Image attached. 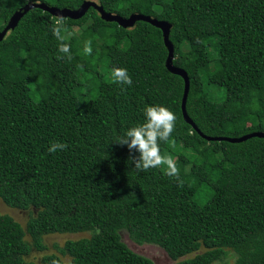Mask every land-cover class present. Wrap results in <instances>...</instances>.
I'll return each mask as SVG.
<instances>
[{
  "label": "trees",
  "instance_id": "16d2710c",
  "mask_svg": "<svg viewBox=\"0 0 264 264\" xmlns=\"http://www.w3.org/2000/svg\"><path fill=\"white\" fill-rule=\"evenodd\" d=\"M28 1L74 10L84 0H0V31ZM95 1L170 24L192 123L159 27L122 26L92 5L77 18L31 8L0 39V199L26 213L22 224L0 212V264H154L124 230L174 264H215L230 252L234 264H264V0ZM113 66L131 84L114 81ZM148 104L176 116L160 142L175 175L134 168L135 150L113 141ZM54 142L66 147L49 152ZM80 232L88 236L47 252V235ZM33 251L44 253L36 261Z\"/></svg>",
  "mask_w": 264,
  "mask_h": 264
},
{
  "label": "clouds",
  "instance_id": "9594fccd",
  "mask_svg": "<svg viewBox=\"0 0 264 264\" xmlns=\"http://www.w3.org/2000/svg\"><path fill=\"white\" fill-rule=\"evenodd\" d=\"M91 1L96 2L95 0ZM54 34L61 38L59 27L54 29ZM59 51L67 54L69 46L62 43ZM84 51L86 53L91 52L90 41L85 45ZM111 76L114 81L123 84H131L132 82L127 69L123 67L113 66ZM175 120V114L168 107L162 104L145 105L143 108V121L125 128L122 133L118 134V138L113 141L125 145L129 150H135L137 155L129 158L134 168L149 169L164 165L168 175H175L177 168L174 161L171 157L162 155L160 148V142L171 135ZM65 147L66 145L62 142H54L49 146L48 151L55 152L57 149H64Z\"/></svg>",
  "mask_w": 264,
  "mask_h": 264
},
{
  "label": "water",
  "instance_id": "95a60500",
  "mask_svg": "<svg viewBox=\"0 0 264 264\" xmlns=\"http://www.w3.org/2000/svg\"><path fill=\"white\" fill-rule=\"evenodd\" d=\"M94 6L97 8V10L101 13V16L106 19V20H114L116 22H118L119 24H121L122 26H130L132 25L136 20L140 19V20H145L147 22H150L151 24L159 27L162 30V34H163V38H164V43L168 49V55L166 57V66L169 70H171L172 72L182 76L184 78V91H183V96H182V103H181V107H182V111H183V115L184 118L189 121L190 123L191 120L188 118L186 111H185V101L187 98V93L189 90V78L186 74V72L181 69V68H177L175 66H173L172 64V58H173V45L170 42V40L168 39V34H169V28H170V24L167 21L164 20H157L156 18L150 17L149 15H144V14H139V13H132L127 17H124L120 14L117 13H112V12H108L105 11L102 7V5H98L96 2L91 1V0H86L84 1L77 9L74 10H69L66 8H62L59 9L55 6H50L44 2H30L28 1L24 6H22L21 8H19L18 10H16L9 18L6 26L0 31V39L6 35V33L8 32L9 29H11L16 22L26 13L28 12L31 8H40L42 10H46L48 12H50L52 15H56L58 17H66V16H70L73 18H77L82 16L85 13V10L90 6ZM255 134V133H254ZM253 135V134H249L248 136ZM259 135L264 136V133H259ZM246 137V136H243ZM215 139L221 140V137H214ZM230 141H239L241 139H243L242 137L239 138H227Z\"/></svg>",
  "mask_w": 264,
  "mask_h": 264
},
{
  "label": "rangeland",
  "instance_id": "374dc122",
  "mask_svg": "<svg viewBox=\"0 0 264 264\" xmlns=\"http://www.w3.org/2000/svg\"><path fill=\"white\" fill-rule=\"evenodd\" d=\"M86 1V0H84ZM83 1V2H84ZM82 2V3H83ZM132 14V13H131ZM74 28H77L76 26ZM0 212L2 213H9L15 219L20 221L22 224L26 222V213L23 211L9 208L3 201L0 199ZM82 236H88L87 232H80V233H53L49 234L45 237L44 242L47 246V252H57L56 246L61 247L67 239H77ZM122 240L135 252L142 254L153 261L154 264H174V260H172L164 249L160 246L153 244V243H136L132 240L128 233L124 230L122 233ZM42 252L33 251L29 257L33 260H38L42 255ZM58 253V252H57ZM235 256L230 252L229 255L223 260L218 261L215 264H234Z\"/></svg>",
  "mask_w": 264,
  "mask_h": 264
}]
</instances>
